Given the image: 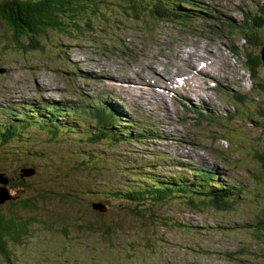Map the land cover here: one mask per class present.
Wrapping results in <instances>:
<instances>
[{"label":"rangeland","instance_id":"1","mask_svg":"<svg viewBox=\"0 0 264 264\" xmlns=\"http://www.w3.org/2000/svg\"><path fill=\"white\" fill-rule=\"evenodd\" d=\"M102 1L100 16L83 35L75 31L43 40L42 49L31 52L0 42V68L6 70L0 75V106L45 99L72 103L84 96L105 104V97L121 122L133 120L146 136L110 141L96 132V122L85 118L87 126L75 123V130L59 123L57 132L47 131L40 124L22 128L24 134L9 139L0 137V189L12 196L0 205V216L31 221L29 235L20 244H8L9 263L0 257V264H228L222 255L238 249L246 252L244 264H262L258 248L263 244L257 233L254 237L253 230L244 227L264 217V166L256 160L264 156V66L259 50L253 49V62L262 87H252L240 60L235 58L232 68L224 58L231 43L242 44L236 31L223 28V40L198 19L191 29L170 21L150 27L146 17L135 20L122 14L117 0ZM194 2L208 7L200 14L213 24L216 13L237 23L245 12L255 13L259 0ZM107 49L113 54L102 51ZM210 56L212 64L179 89L188 99L178 94L169 98L149 84L190 73L193 63ZM124 70L129 82H113L120 81L117 76ZM207 74L231 87L204 92L199 83L195 88ZM246 89L253 98L249 102L230 95ZM186 105L222 117L212 123L193 115ZM225 114L229 117L223 119ZM201 165L223 172V181L238 187L231 207L235 211L190 204L203 194L180 193L162 203H125L114 197L115 192L148 185L137 172L169 175ZM24 202L29 207L22 206ZM93 204L106 211L93 210ZM95 211L104 214L98 222L107 223L110 236L103 229L83 238L78 226L93 223ZM62 224H73L69 235L58 229Z\"/></svg>","mask_w":264,"mask_h":264},{"label":"trees","instance_id":"2","mask_svg":"<svg viewBox=\"0 0 264 264\" xmlns=\"http://www.w3.org/2000/svg\"><path fill=\"white\" fill-rule=\"evenodd\" d=\"M117 1L122 14L131 15L130 17L135 20L146 17L145 22L149 26L150 24L155 25L165 21L180 22L183 17H191L189 8H186L187 0H144L141 4L136 0ZM103 4L104 1L102 0H0V42L14 46V50L31 52L41 50L43 40L47 41L48 39L60 38V36H71V33L75 31L78 32L79 36L83 35L85 30L92 28L91 22L100 16L98 6ZM259 11L261 14L260 20L263 21L264 0ZM259 86L262 87L260 84ZM4 111L5 113H1V116L5 120L0 122V137L9 139L14 134H24L16 115L8 109H4ZM81 111H83V113H80L81 116L93 118L96 121L100 134L106 135L112 140L115 136H120L121 134L127 135L123 130L113 128L112 124L107 122L108 114L104 106L95 107L90 110L81 109ZM57 121L55 123L51 122V126L44 125L43 128L49 130V128H53L56 125ZM60 121L65 125L66 129H73L75 126L73 124L74 120L70 121L66 116L62 117ZM44 122L50 123V121ZM79 125L86 126L84 120L79 122ZM256 160L258 164L264 166V156H258ZM137 173L142 175L143 181H146L148 185L143 184L142 186H137L135 189H128L125 193L115 192L114 197L125 203L143 202L144 200L162 203L176 198L180 193L188 196L193 194L195 197L203 194L200 199L190 200V204L196 206L198 203H208L216 210H223L225 212L235 211L231 207L233 200H236L237 194L229 184H223L224 188L218 190L209 186L203 188L204 186H201L198 180L186 181L181 178L175 180L161 176L154 171ZM220 187L222 188V185ZM145 195L147 198H145ZM93 205L102 206V208L98 206L94 208L92 206L93 210L99 212L106 211L103 205ZM22 206L29 207L26 203L22 204ZM141 206L139 205L135 211L138 212ZM99 212L96 213V220L93 223L88 221L87 224L85 222L79 224V234L81 237L83 236L84 238L86 235L91 234L92 231L102 232L103 229L106 231L105 235L110 236L107 235L109 229L105 228L107 223L98 222L104 216L103 213ZM130 213L135 214L133 210ZM11 217L4 219L0 216V257L8 263L12 255L8 250V244H20L22 237L29 235L31 223L28 219H21L17 216ZM41 223L50 228L54 227L53 224L48 222ZM72 225L62 224L59 225L58 229H60L62 234H65L64 236H67ZM250 227L253 229L257 228V231L253 230V233L254 237L257 233L258 239L263 244V247L261 249L258 248V250L263 251L260 256L262 264H264V217L259 219L254 225H250Z\"/></svg>","mask_w":264,"mask_h":264},{"label":"water","instance_id":"3","mask_svg":"<svg viewBox=\"0 0 264 264\" xmlns=\"http://www.w3.org/2000/svg\"><path fill=\"white\" fill-rule=\"evenodd\" d=\"M262 61L264 64V51L262 52ZM32 170H27V172H25V174H29ZM12 200V196L9 194L8 191L4 190V189H0V205L4 204L6 201H10ZM98 205H93V207L95 208ZM100 208H102V206H98ZM102 211V210H101Z\"/></svg>","mask_w":264,"mask_h":264},{"label":"bare ground","instance_id":"4","mask_svg":"<svg viewBox=\"0 0 264 264\" xmlns=\"http://www.w3.org/2000/svg\"><path fill=\"white\" fill-rule=\"evenodd\" d=\"M182 79H184V78H182ZM183 83H184V82H183ZM183 85H184V84H183ZM183 85H182V86H183Z\"/></svg>","mask_w":264,"mask_h":264}]
</instances>
